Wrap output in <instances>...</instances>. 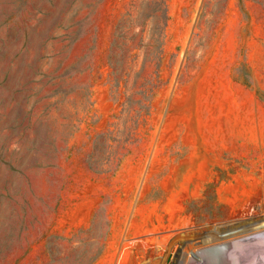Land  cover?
Instances as JSON below:
<instances>
[{
	"label": "rangeland",
	"instance_id": "rangeland-1",
	"mask_svg": "<svg viewBox=\"0 0 264 264\" xmlns=\"http://www.w3.org/2000/svg\"><path fill=\"white\" fill-rule=\"evenodd\" d=\"M206 248L264 264V0H0V264Z\"/></svg>",
	"mask_w": 264,
	"mask_h": 264
},
{
	"label": "water",
	"instance_id": "water-1",
	"mask_svg": "<svg viewBox=\"0 0 264 264\" xmlns=\"http://www.w3.org/2000/svg\"><path fill=\"white\" fill-rule=\"evenodd\" d=\"M197 254L201 259L195 257H190L187 264H211L210 259V250L208 248L197 250Z\"/></svg>",
	"mask_w": 264,
	"mask_h": 264
},
{
	"label": "bare ground",
	"instance_id": "bare-ground-1",
	"mask_svg": "<svg viewBox=\"0 0 264 264\" xmlns=\"http://www.w3.org/2000/svg\"><path fill=\"white\" fill-rule=\"evenodd\" d=\"M214 240V239H213ZM190 254H191V257H195V258H197V259H201L199 256H198V254H197V250L195 251V250H193V251H191L190 252ZM171 255H173V254H171ZM174 256V255H173ZM175 263V261H173L172 262V264H174ZM184 263V262H183ZM186 263H188V261L186 262ZM185 263V264H186ZM176 264V263H175Z\"/></svg>",
	"mask_w": 264,
	"mask_h": 264
}]
</instances>
